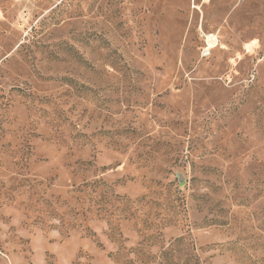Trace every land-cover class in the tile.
I'll use <instances>...</instances> for the list:
<instances>
[{"label": "rangeland", "instance_id": "374dc122", "mask_svg": "<svg viewBox=\"0 0 264 264\" xmlns=\"http://www.w3.org/2000/svg\"><path fill=\"white\" fill-rule=\"evenodd\" d=\"M0 264H264V0H0Z\"/></svg>", "mask_w": 264, "mask_h": 264}, {"label": "built area", "instance_id": "2783aa9c", "mask_svg": "<svg viewBox=\"0 0 264 264\" xmlns=\"http://www.w3.org/2000/svg\"><path fill=\"white\" fill-rule=\"evenodd\" d=\"M220 46V40L218 34L213 31L201 32V46L200 56L202 58L209 57L213 50Z\"/></svg>", "mask_w": 264, "mask_h": 264}, {"label": "crops", "instance_id": "0c3cea01", "mask_svg": "<svg viewBox=\"0 0 264 264\" xmlns=\"http://www.w3.org/2000/svg\"><path fill=\"white\" fill-rule=\"evenodd\" d=\"M215 50V49H214Z\"/></svg>", "mask_w": 264, "mask_h": 264}]
</instances>
